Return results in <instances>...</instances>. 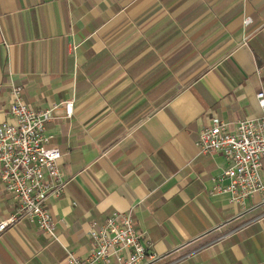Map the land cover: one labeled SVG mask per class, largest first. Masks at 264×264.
<instances>
[{"label": "crops", "instance_id": "crops-1", "mask_svg": "<svg viewBox=\"0 0 264 264\" xmlns=\"http://www.w3.org/2000/svg\"><path fill=\"white\" fill-rule=\"evenodd\" d=\"M11 82L57 107L45 127L67 187L47 201L59 240L21 221L0 264L91 262V222L129 210L157 256L145 264H264V193L231 205L228 161L196 145L212 117L263 113L264 0H0V124ZM16 210L0 183V222Z\"/></svg>", "mask_w": 264, "mask_h": 264}, {"label": "built area", "instance_id": "built-area-1", "mask_svg": "<svg viewBox=\"0 0 264 264\" xmlns=\"http://www.w3.org/2000/svg\"><path fill=\"white\" fill-rule=\"evenodd\" d=\"M245 20V25L250 23ZM22 86L11 82L10 120L0 124V183L17 202V210L0 222V234L21 221L35 224L50 239L58 241L56 222L47 207L50 196H61L67 187L59 161L61 151L51 143L46 123L57 107L33 109L25 104ZM260 117L236 123L234 129L212 117L209 127L200 132L196 143L200 154L221 153L228 161L218 177L227 181L218 190L229 194V203L244 206L257 193H264L261 170L264 160V89L257 94ZM74 98L64 103L65 117L71 118ZM89 236L94 247L91 262H84L67 251V264H145L157 258L146 233L134 222V211L114 212L102 223L91 222Z\"/></svg>", "mask_w": 264, "mask_h": 264}]
</instances>
